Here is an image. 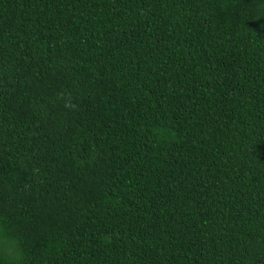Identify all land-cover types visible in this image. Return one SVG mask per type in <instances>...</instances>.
Here are the masks:
<instances>
[{
	"label": "trees",
	"instance_id": "obj_1",
	"mask_svg": "<svg viewBox=\"0 0 264 264\" xmlns=\"http://www.w3.org/2000/svg\"><path fill=\"white\" fill-rule=\"evenodd\" d=\"M0 264H264V0H0Z\"/></svg>",
	"mask_w": 264,
	"mask_h": 264
}]
</instances>
